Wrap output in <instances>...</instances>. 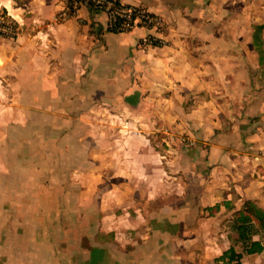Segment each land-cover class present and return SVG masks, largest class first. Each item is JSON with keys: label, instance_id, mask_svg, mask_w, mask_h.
I'll list each match as a JSON object with an SVG mask.
<instances>
[{"label": "crops", "instance_id": "0c3cea01", "mask_svg": "<svg viewBox=\"0 0 264 264\" xmlns=\"http://www.w3.org/2000/svg\"><path fill=\"white\" fill-rule=\"evenodd\" d=\"M119 1L162 15L166 44L88 6L58 21L64 0H0L18 26L0 39V264H232V247L264 264V231L236 221L264 209V6Z\"/></svg>", "mask_w": 264, "mask_h": 264}, {"label": "built area", "instance_id": "2783aa9c", "mask_svg": "<svg viewBox=\"0 0 264 264\" xmlns=\"http://www.w3.org/2000/svg\"><path fill=\"white\" fill-rule=\"evenodd\" d=\"M65 4L57 14L58 21L72 18L84 6L107 15L108 29L115 32H128L145 28L149 34L141 38L143 45H165L161 33L166 27L164 17L138 4H125L119 0H64ZM18 33L16 21L6 11L0 9V39L13 38ZM258 158V157H257Z\"/></svg>", "mask_w": 264, "mask_h": 264}, {"label": "trees", "instance_id": "16d2710c", "mask_svg": "<svg viewBox=\"0 0 264 264\" xmlns=\"http://www.w3.org/2000/svg\"><path fill=\"white\" fill-rule=\"evenodd\" d=\"M219 209V205H216L212 210ZM236 221L238 227L242 232L247 231V225L257 223L259 230L264 231V209L256 205L254 202L248 200L245 201L243 209L236 213ZM262 250L256 242L251 243V247L247 249L248 253H254ZM223 260H227L228 263L241 264L242 254L237 253L234 248L227 250L221 257Z\"/></svg>", "mask_w": 264, "mask_h": 264}, {"label": "rangeland", "instance_id": "374dc122", "mask_svg": "<svg viewBox=\"0 0 264 264\" xmlns=\"http://www.w3.org/2000/svg\"><path fill=\"white\" fill-rule=\"evenodd\" d=\"M256 6L258 7V8H260V9H262V6H264V0H257L256 1ZM264 18V17H263ZM160 140H161V137H160ZM188 146H189V149L190 148H192V150H195L196 148H195V146L193 145V144H191V143H189L187 140L186 141H184ZM4 147H5V149H6V151H7V153L9 154V155H12V157L10 158V160H14L13 159V156L14 155H16V153H17V151H19L20 150V148H21V145L17 142V141H10V142H8V143H4ZM160 147L162 148V149H166V148H168L167 146H166V144L164 143L163 145H161L160 144ZM68 158V157H67ZM69 159V158H68ZM66 161V160H65ZM70 160H67L66 162L67 163H63V165H61V169H63V170H65V171H67V170H69V162ZM74 161V160H73ZM17 164V163H16ZM66 165L68 166V167H66ZM64 171V173H63V180H64V182H66L67 183V181L69 182L70 181V175H68V174H66V172ZM80 180H81V177L80 178H77V176L75 175V176H73V178H72V180L71 181H79V183H80ZM65 184V183H64ZM81 184V183H80ZM178 186H179V183H177V180H176V182H175V187H174V192H173V196H175V197H180L181 196V189H179L178 188ZM67 190V189H66ZM66 190H64V193H66V192H71V194H72V196L74 197L75 195V193H76V190H73V191H70V190H68V191H66ZM137 192H139V196L141 195V197L143 196V197H150V195H151V192H153V191H146V190H143V191H140V190H137ZM159 192V194H160V196H161V193H162V196L166 193L165 191H163V190H160V191H158ZM187 193L189 194V195H191V196H193V195H197V193H198V190H194V189H192L191 187H188V191H187ZM131 196H134V197H138V195H136V193H134V191H131V194H130ZM69 197H70V195H69Z\"/></svg>", "mask_w": 264, "mask_h": 264}]
</instances>
